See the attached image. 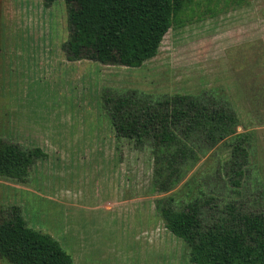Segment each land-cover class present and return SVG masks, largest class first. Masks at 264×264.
Returning <instances> with one entry per match:
<instances>
[{
	"label": "rangeland",
	"instance_id": "obj_1",
	"mask_svg": "<svg viewBox=\"0 0 264 264\" xmlns=\"http://www.w3.org/2000/svg\"><path fill=\"white\" fill-rule=\"evenodd\" d=\"M195 1L202 19L170 28L153 58L129 67L68 60L66 0H0V137L47 153L24 182L0 176V209L18 205L74 264H193L157 211L161 197L178 207L213 197L216 217L230 203L264 212V0ZM105 88L153 96L223 89L252 146L240 186L226 167L228 139L199 153L170 191L156 189L152 147L116 136ZM133 225L153 230L142 242Z\"/></svg>",
	"mask_w": 264,
	"mask_h": 264
},
{
	"label": "trees",
	"instance_id": "obj_2",
	"mask_svg": "<svg viewBox=\"0 0 264 264\" xmlns=\"http://www.w3.org/2000/svg\"><path fill=\"white\" fill-rule=\"evenodd\" d=\"M43 1L49 5L55 0ZM66 2L70 37L64 47L70 61L139 67L158 53L170 28L184 26L196 15L202 19L195 0ZM102 99L117 137L152 147L153 184L159 191L174 188L199 153L228 139L230 182L236 187L242 183L243 162L252 146L248 135L237 131L239 116L223 89L153 96L138 89L105 88ZM46 157L41 147L25 149L0 137L1 177L24 182L31 167ZM212 202L213 197L199 196L178 207L174 197L167 196L156 200V208L170 232L186 242L193 264H264V212H245L230 203L216 217ZM0 259L74 264L57 239L28 225L18 205L0 209Z\"/></svg>",
	"mask_w": 264,
	"mask_h": 264
},
{
	"label": "crops",
	"instance_id": "obj_3",
	"mask_svg": "<svg viewBox=\"0 0 264 264\" xmlns=\"http://www.w3.org/2000/svg\"><path fill=\"white\" fill-rule=\"evenodd\" d=\"M138 207H139L138 204H135V206H133V219L139 217V215H138V213H137V211L139 210ZM134 220H136V219H134ZM134 222H137V221H134ZM145 223H146V222H145ZM150 227H151V226H150ZM148 230H153V229H146L145 226H144V227H142V229L139 231V230L135 227V225H133V236H135L134 240H136V239H141V241L144 242L146 239H142V237H146V236H145V233H146V231L148 232ZM140 243H141V242H140ZM133 258H134V257H133Z\"/></svg>",
	"mask_w": 264,
	"mask_h": 264
}]
</instances>
